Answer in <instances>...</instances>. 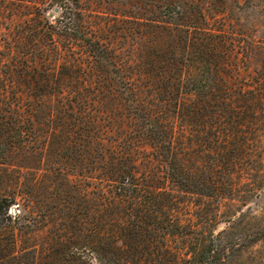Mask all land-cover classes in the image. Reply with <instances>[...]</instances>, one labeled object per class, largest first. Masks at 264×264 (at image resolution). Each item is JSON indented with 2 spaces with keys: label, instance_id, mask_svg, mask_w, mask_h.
I'll list each match as a JSON object with an SVG mask.
<instances>
[{
  "label": "rangeland",
  "instance_id": "374dc122",
  "mask_svg": "<svg viewBox=\"0 0 264 264\" xmlns=\"http://www.w3.org/2000/svg\"><path fill=\"white\" fill-rule=\"evenodd\" d=\"M170 49L175 60L167 62ZM118 54L127 65L152 69L148 76L158 75L159 89L168 91L174 88L164 69L198 70L182 89L195 103L207 99L211 106L197 115L194 128L209 140L207 160L228 165L225 179L235 189L219 199L216 216L213 198L182 200L193 219L227 247L225 264H264V0H0V81H81L93 112H106L114 100L100 103L108 94L98 92V85L121 81ZM215 65L220 78L205 71ZM39 113L42 121L45 112ZM66 153L49 147L2 159L0 147V180L32 183L35 198L46 200V188L58 186L60 169L83 179L65 162ZM40 220L17 203L5 214L0 202V264L74 263L55 262L47 252L49 231Z\"/></svg>",
  "mask_w": 264,
  "mask_h": 264
},
{
  "label": "trees",
  "instance_id": "16d2710c",
  "mask_svg": "<svg viewBox=\"0 0 264 264\" xmlns=\"http://www.w3.org/2000/svg\"><path fill=\"white\" fill-rule=\"evenodd\" d=\"M174 53L168 51L167 62ZM116 58L121 81L98 85V92L108 94L100 103L114 100L106 112H93L81 81H0L1 158L51 147L66 151L65 162L83 175L79 180L78 173L60 169L58 186L46 188V200L35 198L32 183L0 180L4 213L17 203L40 215L49 231L47 252L58 263L92 264L93 257L103 264H225L227 247L193 219L182 200L213 198L216 216L219 199L235 189L225 179L228 165L207 160L209 140L194 128L197 115L211 106L207 99L195 103L182 89L198 70L164 69L174 88L168 91L159 89L158 75L148 76L152 69ZM205 71L221 76L217 65ZM39 112H45L42 121ZM200 155L206 158L200 161ZM201 204L195 203L197 210Z\"/></svg>",
  "mask_w": 264,
  "mask_h": 264
},
{
  "label": "water",
  "instance_id": "95a60500",
  "mask_svg": "<svg viewBox=\"0 0 264 264\" xmlns=\"http://www.w3.org/2000/svg\"><path fill=\"white\" fill-rule=\"evenodd\" d=\"M12 212H14V213H15V209H14V208H12Z\"/></svg>",
  "mask_w": 264,
  "mask_h": 264
}]
</instances>
